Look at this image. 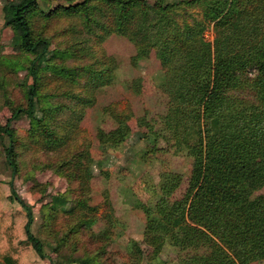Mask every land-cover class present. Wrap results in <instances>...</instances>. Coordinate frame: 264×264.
I'll return each mask as SVG.
<instances>
[{
	"label": "trees",
	"instance_id": "16d2710c",
	"mask_svg": "<svg viewBox=\"0 0 264 264\" xmlns=\"http://www.w3.org/2000/svg\"><path fill=\"white\" fill-rule=\"evenodd\" d=\"M52 1L6 0L2 6L3 25L13 33L10 47L15 56H0V66L7 72L25 71L26 79L20 83L25 102L11 103L6 96L10 116L0 123V141H6L3 147L11 175L20 170L17 148L24 144L14 130V120L25 115L28 140L41 143L49 152L58 151L70 139V132H78L77 123L83 108L92 103L93 91L114 79L115 58L102 55L91 62L83 52L85 45L79 46L75 38L54 42V36L71 35L76 28L70 22L69 27L50 31L49 24L77 18L95 37V48L102 38L116 33L134 45L132 64L154 52L162 68L159 86L168 97V106L159 129L139 124L151 130L152 143L162 138L175 153L191 159L187 186L180 197L175 193L181 174L167 171L157 184L158 198L138 206L146 217L143 242L151 248L147 264L264 260V194L252 198L264 186V115L255 103L263 80L259 62L264 60V0H79L50 7ZM209 23L215 32L211 43L203 38ZM97 28L102 32L97 33ZM86 51L91 55V50ZM82 60L87 62L79 63ZM50 77L69 85L84 80L85 94L69 89L51 92L45 87ZM137 82L126 86L134 90ZM54 94L77 99L69 126L63 127L65 120L58 121L67 105L51 101ZM112 115L116 127L108 133L98 130V134L119 145L129 135L128 118L120 111ZM84 150L78 149L56 165L58 175L81 188L90 179ZM9 193L4 197L19 209L12 211L11 203L3 206L0 202V264H23L21 258L30 249L43 257L46 244L56 251L51 264H108L102 257L108 235L90 232L94 217L75 221L48 242L32 232L31 208L13 191ZM55 198L66 201L64 193ZM86 200L80 195L75 204L95 210ZM43 208L45 229L54 230L59 210L48 203ZM75 209L62 212L73 215ZM23 214L24 221L15 226V216ZM56 234L61 236L54 245ZM65 243H71L73 251L79 244L86 248L82 255H66L61 253ZM87 243H94L95 248H88ZM162 243L176 250L175 263L160 258ZM127 251L130 264H140L143 256L135 240H129Z\"/></svg>",
	"mask_w": 264,
	"mask_h": 264
},
{
	"label": "rangeland",
	"instance_id": "374dc122",
	"mask_svg": "<svg viewBox=\"0 0 264 264\" xmlns=\"http://www.w3.org/2000/svg\"><path fill=\"white\" fill-rule=\"evenodd\" d=\"M6 0H0V56L13 57L11 51L12 31L4 27L2 6ZM79 0L66 2L64 0H53L50 7L62 4L68 5ZM44 10L47 5L42 4ZM106 24L107 20L102 19ZM74 24L75 31L71 35H62L53 38L54 42L68 41L75 38L79 46L91 50L87 58L91 62L101 57H113L118 62L114 71L112 83L98 87L93 91L92 103L83 108V116L77 123L78 132H70V139L58 151H48L41 143L28 140L29 120L25 115L19 116L13 121L14 130L20 141L24 144L17 148V159L20 170L11 175L8 166L4 143L0 141V196L1 205H10L11 201L4 195L10 191L19 197L32 211L33 221L31 230L45 241H51L54 233H62L72 223L80 219L94 217L90 232L98 234L106 232L108 238L104 241L105 252L102 257L108 264H130V255L127 251L129 240H135L141 248L143 259L140 264H147V254L151 248L143 242L146 217L139 205H150L158 198L157 184L162 174L167 171H176L181 174L182 182L175 193L180 197L185 190L191 170V159L187 156L174 152L167 142L159 138L152 143V133L148 128L157 130L160 128L163 114L167 110L168 97L159 86L162 77V68L154 52L137 65L132 64L131 57L135 54L134 45L125 37L116 33H109L97 44L95 48V37L90 35L80 24L77 18L53 20L50 31L69 27ZM101 33L100 29H95ZM72 36V37H71ZM215 36L213 23H209L203 31V38L212 42ZM87 38V39H86ZM87 60L79 61V63ZM263 72L262 85L258 89L256 110L264 115V60L259 62ZM250 76V75H249ZM2 78H5L3 80ZM138 79L137 88L129 89L127 84ZM25 71L15 73L7 72L0 66V123H4L10 116L9 106L5 102L6 96L11 103L25 102L20 83H25ZM84 82V80L82 81ZM82 82L77 84H65V81L48 78L45 85L49 91L59 93L63 89H69L72 93L85 94L82 91ZM51 101L67 105L58 115V121L63 127L69 126L75 114L74 107L77 99L65 95H53ZM120 111L128 118L127 124L130 132L127 138L119 145L100 139L98 130L108 133L116 127L113 112ZM144 122L148 127L139 124ZM88 152V171L90 179L87 186H77L76 182L68 183L62 175L56 173V165L64 157L70 158L78 149ZM44 149V150H43ZM83 190L84 194L79 191ZM64 193V199H57L55 195ZM264 194V186L253 192L252 198ZM83 195L87 198L89 206H95V210L86 205L78 206L75 201ZM54 196V197H52ZM45 203L53 204L59 212L54 221L55 229H45L43 208ZM10 209H19L17 203L12 202ZM76 207L73 215L64 214L62 211ZM151 218V217H149ZM24 221V214L15 216V226ZM56 234V245L58 237ZM86 242V237L82 236ZM93 242V241H92ZM49 244L44 246V256L39 257L32 249L21 258L23 264H51L55 259L56 251ZM71 243H65L61 249L62 254L82 255L85 244H79L73 251ZM88 248L94 249V243H87ZM160 258L167 263H175L177 252L167 244L159 246ZM64 258V257H63ZM251 264H264V260Z\"/></svg>",
	"mask_w": 264,
	"mask_h": 264
}]
</instances>
